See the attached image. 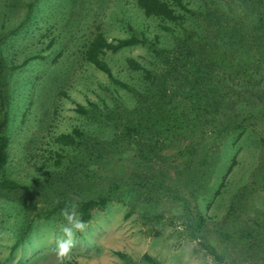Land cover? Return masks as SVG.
<instances>
[{"label": "rangeland", "instance_id": "1", "mask_svg": "<svg viewBox=\"0 0 264 264\" xmlns=\"http://www.w3.org/2000/svg\"><path fill=\"white\" fill-rule=\"evenodd\" d=\"M183 1L193 13L182 27L168 23L173 36L134 0H0V50L19 67L3 178L27 190L0 191V264H60L56 249L68 241L66 259L79 264H264V74L229 82L203 127L152 137L127 127L145 103L135 92L173 85L161 61L143 46L106 52L124 88L82 58L97 30L110 40L156 36L170 49L177 38L210 43L200 21L206 3L248 25L264 7V0ZM129 58L145 71H130ZM74 129L78 144L55 142ZM106 194V206L81 222L79 202ZM62 199L67 207L48 216Z\"/></svg>", "mask_w": 264, "mask_h": 264}, {"label": "trees", "instance_id": "2", "mask_svg": "<svg viewBox=\"0 0 264 264\" xmlns=\"http://www.w3.org/2000/svg\"><path fill=\"white\" fill-rule=\"evenodd\" d=\"M134 2L144 17L158 19L159 28L173 36L178 32L175 28L169 27L168 23L182 27L187 15L193 13L183 0H134ZM251 3L253 6L259 5L255 2ZM205 6V11L201 13V15L204 14L203 19L200 21L201 23L204 20L207 22L205 29L208 34L204 40L207 39L210 43L194 37L177 38L176 46L166 49L161 46V41L156 36L149 38L135 34L128 38L110 40L100 30H97L83 46L82 58L121 87L129 88L128 85L114 77L111 67L103 59L106 52L116 53L135 46L147 47L161 61L162 68L165 67L164 69L168 71L167 76L173 77V85H164V82H161L162 84L156 87L150 96H143L142 92L134 93V95L140 94L137 95V102L139 98H142L145 103L140 105L138 102L139 121L127 127L129 134L147 132V135L152 137H166L183 128H201L211 121L208 116L214 115L219 110L227 95V88L231 86L229 82L236 83L242 80L248 84L263 79L264 50L263 41L259 39L260 36L264 38V7L262 6L259 10L261 11L259 19L257 18L258 20L253 25H248L244 16L230 17L216 8L215 4L206 3ZM2 43L3 39H0V46ZM126 66L130 71H145L139 62L131 58L126 60ZM18 69L19 67L13 63H6L0 50V191L7 193L27 191L16 182L3 178L8 162L11 101L14 100L12 96L14 89L12 90L10 86L13 73ZM151 76L146 71V78L150 79ZM165 76L166 74L162 73L157 77L164 78ZM150 85L154 86L153 83ZM75 111L80 115L89 114V111L81 105H77ZM93 112L91 111V114ZM79 139L82 140V133L74 129L70 134L58 135L55 142L63 146H74L78 144ZM50 186L51 184L46 182L43 184V189L50 188ZM117 189L119 185L116 184L107 190L109 193ZM107 202L108 194L79 202L81 222L89 221L92 212L102 209ZM66 207V201L59 200L55 208L47 215L50 216ZM65 261L67 264H79L75 260L65 259Z\"/></svg>", "mask_w": 264, "mask_h": 264}, {"label": "clouds", "instance_id": "3", "mask_svg": "<svg viewBox=\"0 0 264 264\" xmlns=\"http://www.w3.org/2000/svg\"><path fill=\"white\" fill-rule=\"evenodd\" d=\"M72 214L75 215V211H73ZM65 216L67 217L69 221H71L72 215H70L67 211H65ZM81 227L82 225L80 223L76 224V228H81ZM64 232L69 237L72 236V232H70L67 228L64 229ZM69 249H70V241H68L67 243L59 244L58 248L56 249V253H57V258L60 264H63L64 260L68 258Z\"/></svg>", "mask_w": 264, "mask_h": 264}]
</instances>
